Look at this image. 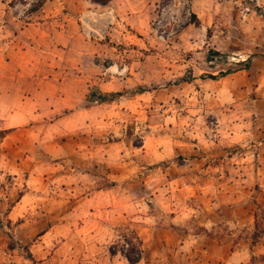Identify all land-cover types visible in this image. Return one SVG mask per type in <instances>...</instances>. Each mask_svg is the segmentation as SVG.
I'll return each instance as SVG.
<instances>
[{
  "label": "rangeland",
  "instance_id": "rangeland-1",
  "mask_svg": "<svg viewBox=\"0 0 264 264\" xmlns=\"http://www.w3.org/2000/svg\"><path fill=\"white\" fill-rule=\"evenodd\" d=\"M31 3L0 0V264H111L126 227L142 264H264V0Z\"/></svg>",
  "mask_w": 264,
  "mask_h": 264
},
{
  "label": "crops",
  "instance_id": "crops-1",
  "mask_svg": "<svg viewBox=\"0 0 264 264\" xmlns=\"http://www.w3.org/2000/svg\"><path fill=\"white\" fill-rule=\"evenodd\" d=\"M45 5L40 9L41 11L46 10L45 9ZM98 6L101 7H105L107 5H101V4H96ZM38 10V11H40ZM37 11V12H38ZM116 10L114 9V14H115ZM117 15V12H116ZM44 16V15H43ZM45 18V17H43ZM110 17H108L106 19V23L108 24L109 22H113L109 19ZM70 20L72 21V18H70ZM56 20L50 22V21H40L38 22V26H33L34 32L37 34L35 36H33V41H41V40H45L47 41V45L46 46H39L38 48L40 50L45 51V59H49L51 62L54 61H58V62H68L71 64H74L76 62L79 61V59L82 56V53L78 51L79 48V35L77 33H69V30L72 29L74 30V24H70L67 25L65 23H60V27L55 25ZM66 37L67 42L66 43H62L64 44L61 45V41L59 38L62 37ZM34 47V46H33ZM249 56V55H248ZM260 56H249V58L247 59L246 57H241L240 59H237V62H246L247 64H251L252 66L255 64V62L260 59ZM47 62V61H46ZM243 70V69H242ZM239 70V71H242ZM222 72H225L222 71ZM238 72V71H237ZM237 72H233V71H228V73L224 74V75H220L217 79H213L210 77H206V79H204V81H209V82H218L220 79L223 78H227L228 76H231L232 74H236ZM10 216H12L10 214ZM256 222V219H255ZM109 252V248L107 250V253ZM97 260H99L100 262H106V253L103 254V258L102 256H98L96 258ZM105 260V261H104ZM112 260L113 262L111 264H131V263H127L124 256L122 254H120L119 252L114 254V256H112ZM105 264V263H104ZM135 264H142L141 262L135 263Z\"/></svg>",
  "mask_w": 264,
  "mask_h": 264
},
{
  "label": "trees",
  "instance_id": "trees-1",
  "mask_svg": "<svg viewBox=\"0 0 264 264\" xmlns=\"http://www.w3.org/2000/svg\"><path fill=\"white\" fill-rule=\"evenodd\" d=\"M22 3H27V0H19ZM31 6L29 8V12H37L40 10L47 0H31ZM92 3L107 5L112 0H90ZM169 0H162V4H166ZM259 12L264 14L260 8H257ZM191 23L196 25L200 24V19L198 18L197 14L192 12L191 13ZM210 33V32H209ZM226 72H221L218 75H207L210 78L217 79L220 75H224ZM140 92H144L145 89L141 88ZM123 95L122 92H115V93H99L97 99L100 102L111 101L114 100L116 97ZM264 235V223L262 224L259 221L258 215H256V222H255V231L252 234L253 242H255L258 238ZM111 254H116L120 252L123 256L127 258V260L135 264L139 262L143 255V247H142V240L140 236L129 227H126L122 233L119 235V240L110 247Z\"/></svg>",
  "mask_w": 264,
  "mask_h": 264
}]
</instances>
